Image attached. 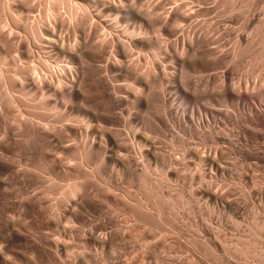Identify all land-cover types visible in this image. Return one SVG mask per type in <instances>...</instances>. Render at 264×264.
<instances>
[{
  "label": "rangeland",
  "instance_id": "obj_1",
  "mask_svg": "<svg viewBox=\"0 0 264 264\" xmlns=\"http://www.w3.org/2000/svg\"><path fill=\"white\" fill-rule=\"evenodd\" d=\"M101 1L0 0V264H264V0Z\"/></svg>",
  "mask_w": 264,
  "mask_h": 264
},
{
  "label": "bare ground",
  "instance_id": "obj_2",
  "mask_svg": "<svg viewBox=\"0 0 264 264\" xmlns=\"http://www.w3.org/2000/svg\"><path fill=\"white\" fill-rule=\"evenodd\" d=\"M51 1V3L52 4H54L55 5V3L56 2H58V3H66V5H67V3H68V0H50ZM95 1V0H94ZM97 1H99V0H97ZM101 1V0H100ZM137 1V0H136ZM141 1V0H140ZM102 2V1H101ZM49 3V2H48ZM121 3H122V1H121ZM161 3V2H160ZM118 4H116V5H114V6H117ZM121 5V4H120ZM151 5V4H150ZM149 5V6H150ZM53 6V5H52ZM70 6V5H69ZM123 6V5H122ZM130 6V5H129ZM145 6H147V3H145ZM161 7V6H160ZM69 8V7H68ZM117 7H115V9H116ZM121 8V7H120ZM159 8V4L157 3V4H153L152 3V6H151V8L150 9H147L146 7H144L143 6V9H138V11H137V13L139 14V15H142V16H144L143 18V22L145 23V24H151V25H157L158 24V26L160 25L161 26V28L162 29H166L167 28V25L169 24V23H175V22H178V21H181L182 19L184 20V18L186 17V15H185V12H179L178 10V8L177 9H172L169 13H167V17L166 18H164V16H163V13H161L162 14V16L160 15V14H158L156 11H157V9ZM53 9V8H52ZM70 9H71V7H70ZM118 9H119V7H118ZM122 9H124L123 7H122ZM133 9H134V7H133ZM159 10H160V8H159ZM180 11H181V9H180ZM78 12V11H77ZM87 12V11H86ZM159 12V11H158ZM76 13V12H75ZM72 14V13H71ZM83 14V13H82ZM55 15V14H54ZM88 15V14H87ZM48 17H49V15H48ZM48 17L46 16V18L48 19ZM50 17H51V15H50ZM71 18H72V16H70ZM80 17H81V15H80ZM82 17H83V15H82ZM73 18L75 19L76 18V15L73 13ZM71 19V20H74V19ZM76 19H78V18H76ZM81 20V19H80ZM54 22L55 23H57V20L55 19L54 20ZM176 24V23H175ZM177 25V24H176ZM159 26V27H160ZM45 27V26H44ZM154 27V26H153ZM36 29H35V33L36 34H40L39 33V31H38V26L37 27H35ZM40 28V27H39ZM168 29V28H167ZM156 30V29H155ZM44 36H45V40L47 41V42H49V43H53V44H57L58 42H57V40L58 39H56V32H55V26L54 27H50V25H48V27L45 29V33H44ZM41 37H42V35H41ZM110 37V39H111V36H109ZM104 39V38H103ZM108 39V38H107ZM106 39V40H107ZM141 39H144V40H147V38H141ZM106 40H104V42L106 43ZM157 40V39H156ZM103 41V40H102ZM158 41H159V39H158ZM111 42L114 44V46L116 47V48H118V49H120L122 52H123V54L126 52V50L128 51L129 50V48H130V43H128V42H126L125 40H123V39H121V38H117V39H114L113 37H112V39H111ZM189 42H193V39H191ZM111 43V44H112ZM168 43V42H167ZM28 44V43H27ZM100 44H101V42H100ZM107 44V43H106ZM112 44V45H113ZM159 44H161V43H159ZM29 45V44H28ZM28 45H26V46H28ZM76 45V44H75ZM75 45H72V48L71 49H73V48H76V51H77V46H75ZM77 45L79 46V44L77 43ZM108 45V44H107ZM102 46V45H101ZM104 46V45H103ZM106 46V45H105ZM29 47V46H28ZM31 48V47H30ZM80 48V47H79ZM78 48V49H79ZM84 49V48H83ZM82 50V49H81ZM78 52V51H77ZM130 52V51H129ZM156 53L154 54V56L151 58V60H149V62H150V66H151V69H149V70H152V68H156V69H158V64H157V61L159 60L157 57V51H155ZM119 62V61H118ZM120 63V62H119ZM121 64H123V63H121ZM129 64V63H128ZM115 65V64H114ZM119 65V64H118ZM58 68V67H57ZM33 69V68H32ZM32 69H30V70H32ZM37 71V70H36ZM52 71V70H51ZM61 71V70H60ZM69 71H72V69L71 68H69ZM74 71V70H73ZM154 71H156V70H154ZM152 72V71H151ZM54 73V71L52 72V74ZM148 73V72H147ZM61 74V73H60ZM149 74V73H148ZM51 78V77H50ZM54 80V79H53ZM52 82H54V81H52ZM52 82H50L49 80L48 81H45V84H44V86L45 87H47V88H49V89H51V90H53L55 93H63V92H65V91H67L71 86H69L67 83H65V82H59V85L58 86H56L55 85V87H53V85H52ZM55 84V83H54ZM209 157H211V155H209ZM209 157H207L206 159L207 160H209L210 162H213V159L214 158H209ZM76 187V186H75ZM75 187H72L70 190V192L68 193V194H73V193H75L76 192V188ZM69 191V190H68Z\"/></svg>",
  "mask_w": 264,
  "mask_h": 264
}]
</instances>
